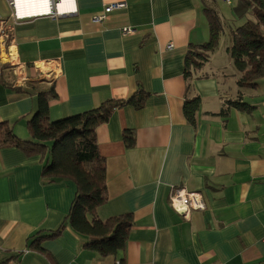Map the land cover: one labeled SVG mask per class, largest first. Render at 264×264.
<instances>
[{
	"label": "crops",
	"instance_id": "1",
	"mask_svg": "<svg viewBox=\"0 0 264 264\" xmlns=\"http://www.w3.org/2000/svg\"><path fill=\"white\" fill-rule=\"evenodd\" d=\"M114 1L122 0H77L76 14L35 16L14 26L16 57L26 64L28 81L18 85L15 70L0 67V122L14 124L25 139L18 133L30 134L27 121L39 109L40 93L50 88L56 92L49 100L52 120L144 92L141 108L124 104L97 127L108 196L97 217L132 214L129 238L116 256L89 248L91 234L70 223L76 183H45L40 155L5 145L0 261L264 264V76L254 87L238 84L228 50L233 40L227 49L220 43L201 67L187 62L194 47L211 39L208 14L237 19L233 11L240 12L241 1L124 0L125 7L94 22ZM12 13L10 2L0 0V18ZM197 98L192 120L185 104ZM239 99L246 108L230 104ZM129 129L132 147L123 139ZM173 187L200 192L206 209L185 218L171 206ZM58 230L40 242L41 249L30 247Z\"/></svg>",
	"mask_w": 264,
	"mask_h": 264
},
{
	"label": "trees",
	"instance_id": "2",
	"mask_svg": "<svg viewBox=\"0 0 264 264\" xmlns=\"http://www.w3.org/2000/svg\"><path fill=\"white\" fill-rule=\"evenodd\" d=\"M252 11L253 18L232 29L233 44L228 48L233 63L240 76V86H257L264 76V0H240ZM233 3V2H232ZM231 3V4H232ZM217 14H210L211 39L194 47L188 61L195 68L201 67L209 59V54L220 44V21ZM7 65L0 64L4 69ZM40 105L37 112L27 121L30 139H22L13 131L14 124L0 122V147L15 145L28 155L42 157L43 180L53 183L72 180L77 185V193L69 214L73 228L82 234H91L86 245L103 256H116L125 247L131 227L134 224L132 214H124L102 220L97 210L107 202V167L102 156L97 127L110 120L115 109L131 104L139 109L143 106L146 94L139 91L126 101L107 100L95 108L67 117L52 120L50 117V97H56L54 88L40 93ZM232 105L246 108L248 104L240 99L231 101ZM199 98L188 101L185 111L193 116L199 109ZM226 108L220 114L227 113ZM126 146L135 144V135L129 129L123 135ZM92 215L93 220L89 216ZM51 235L43 234L31 242L30 247L41 249L40 242ZM6 261H0V264Z\"/></svg>",
	"mask_w": 264,
	"mask_h": 264
},
{
	"label": "built area",
	"instance_id": "3",
	"mask_svg": "<svg viewBox=\"0 0 264 264\" xmlns=\"http://www.w3.org/2000/svg\"><path fill=\"white\" fill-rule=\"evenodd\" d=\"M12 7L11 18H0V64H6L15 70L17 76L16 83L24 85L28 78L25 76L27 66L16 57L17 44L14 36V26L25 19L35 16H48L59 19L76 14L77 0H8ZM225 4H231L235 0H215ZM126 2L114 1L105 6L102 13L93 17L94 22H103L107 14L111 11L125 7ZM39 11L31 13L32 10ZM125 32L132 31L131 27H126ZM172 47V45H169ZM171 206L178 213L188 218L192 211L205 210L206 202L200 192L188 191L182 187H173L169 197Z\"/></svg>",
	"mask_w": 264,
	"mask_h": 264
},
{
	"label": "rangeland",
	"instance_id": "4",
	"mask_svg": "<svg viewBox=\"0 0 264 264\" xmlns=\"http://www.w3.org/2000/svg\"><path fill=\"white\" fill-rule=\"evenodd\" d=\"M240 5H241L240 6L241 10L239 13L236 12L237 15H235V11H233L234 16L237 19L227 18V19H221L220 20V27L222 28L221 32H220L221 49H224V48L227 49L230 46L231 40H232V33H231L232 28L235 29L239 25H241L243 22H246L248 19L253 18V13H252L251 9L243 1L240 2ZM230 7H233V6H230ZM244 8H246L248 10H246ZM208 19L210 21V14H208ZM132 31H133V29H132ZM18 134L21 135L22 137H24L25 139L31 138V136H30V134H28V132H26L25 134H21V133H18Z\"/></svg>",
	"mask_w": 264,
	"mask_h": 264
},
{
	"label": "bare ground",
	"instance_id": "5",
	"mask_svg": "<svg viewBox=\"0 0 264 264\" xmlns=\"http://www.w3.org/2000/svg\"><path fill=\"white\" fill-rule=\"evenodd\" d=\"M39 11L38 9L32 10L31 13L37 12Z\"/></svg>",
	"mask_w": 264,
	"mask_h": 264
}]
</instances>
